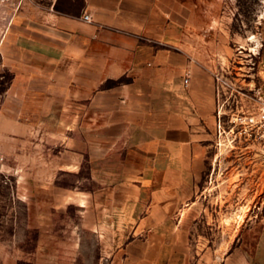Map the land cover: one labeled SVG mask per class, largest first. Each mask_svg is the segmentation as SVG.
I'll use <instances>...</instances> for the list:
<instances>
[{"label": "rangeland", "instance_id": "1", "mask_svg": "<svg viewBox=\"0 0 264 264\" xmlns=\"http://www.w3.org/2000/svg\"><path fill=\"white\" fill-rule=\"evenodd\" d=\"M156 1L171 22L168 47L214 72L212 120L177 138L155 111L166 98L152 91L154 114L129 121L109 90L87 96L44 56L5 43L0 264H264V0ZM26 3L75 16L86 5ZM24 4L0 2V34ZM119 79L102 87L130 77ZM145 143L162 153L141 155ZM167 162L187 170L165 174L174 185L168 203H149L159 180L137 183L149 164Z\"/></svg>", "mask_w": 264, "mask_h": 264}, {"label": "crops", "instance_id": "2", "mask_svg": "<svg viewBox=\"0 0 264 264\" xmlns=\"http://www.w3.org/2000/svg\"><path fill=\"white\" fill-rule=\"evenodd\" d=\"M85 4L90 19L83 17L85 12L75 16L53 7L31 8L25 0L23 8L1 30L0 54L6 57L5 43L14 42L19 53L34 55L35 59L44 56L56 74L65 72L64 80L78 83L83 94L109 90L123 108L119 112L128 115L129 121H148L155 105L150 102L151 92L158 91L166 99L156 104L155 111L173 123L167 133L177 138L185 140L186 133L198 130L202 120H212L216 104L214 72L198 63L187 49L168 47L173 45L171 22L156 0H85ZM123 76L130 79L102 87L105 81ZM101 94L92 102H100ZM144 135L147 141L158 138ZM143 148H149L140 153L143 156L162 153L160 147L151 144L145 143ZM181 166L175 168L167 162L146 167L149 175L137 185L143 189L159 180L151 186L147 202L159 206L168 203L174 185L163 178L167 172L187 170L186 165Z\"/></svg>", "mask_w": 264, "mask_h": 264}, {"label": "built area", "instance_id": "3", "mask_svg": "<svg viewBox=\"0 0 264 264\" xmlns=\"http://www.w3.org/2000/svg\"><path fill=\"white\" fill-rule=\"evenodd\" d=\"M0 2L13 3V4L17 3V5H20V4L24 3L25 0H0ZM83 17L85 19H90V13L85 12L83 14ZM261 75L264 79V60H263L262 68H261ZM217 79H220V77L218 75H217ZM188 80H189V77H186L185 78V84L188 83ZM260 105L261 106H260L257 117H258V121H260L261 125L264 126V96L261 97ZM255 118H256L255 115H252L250 119L252 121H254Z\"/></svg>", "mask_w": 264, "mask_h": 264}, {"label": "trees", "instance_id": "4", "mask_svg": "<svg viewBox=\"0 0 264 264\" xmlns=\"http://www.w3.org/2000/svg\"><path fill=\"white\" fill-rule=\"evenodd\" d=\"M66 14H70V13H66ZM117 80H119V81H120V79H117ZM109 86H111V85H109Z\"/></svg>", "mask_w": 264, "mask_h": 264}]
</instances>
